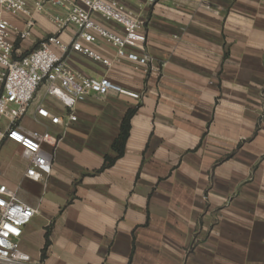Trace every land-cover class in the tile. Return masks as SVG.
Listing matches in <instances>:
<instances>
[{"label": "crops", "instance_id": "0c3cea01", "mask_svg": "<svg viewBox=\"0 0 264 264\" xmlns=\"http://www.w3.org/2000/svg\"><path fill=\"white\" fill-rule=\"evenodd\" d=\"M117 1L144 26L150 62L107 68L71 53L67 63L140 97L90 95L70 122L58 101L36 95L32 128L19 126L55 142L43 146L48 177L25 179L22 163L8 180L35 210L20 249L32 264H264V0ZM44 8L28 37L13 36L18 53L56 32L50 16L62 11ZM19 17L7 16L23 29ZM94 50L114 60L108 45ZM40 101L63 122L39 118Z\"/></svg>", "mask_w": 264, "mask_h": 264}, {"label": "built area", "instance_id": "2783aa9c", "mask_svg": "<svg viewBox=\"0 0 264 264\" xmlns=\"http://www.w3.org/2000/svg\"><path fill=\"white\" fill-rule=\"evenodd\" d=\"M45 5L62 11L50 16L56 32L44 36L26 53H18L13 36L20 41L28 37L35 26L33 14L45 13ZM9 15L23 17L24 28L13 27ZM102 22L112 23L116 29ZM70 27L74 31L64 43L60 35ZM102 44L114 51L113 61L94 50ZM71 53L107 68L121 60L145 66L151 59L144 26L117 0H34L32 11L26 8L25 0H0V118L7 116V125L0 130V144L10 142L20 147L27 180L42 181L52 167L51 155L43 146L52 147L55 139L48 131H28L19 126L40 91L42 100L54 99L67 109L70 122L75 120V106L90 95L113 92L136 100L140 97L105 76L74 71L67 63ZM35 113L51 124L63 122L42 101L36 104ZM34 214V208L19 199L16 189L0 183V264H32L20 249L19 240Z\"/></svg>", "mask_w": 264, "mask_h": 264}, {"label": "rangeland", "instance_id": "374dc122", "mask_svg": "<svg viewBox=\"0 0 264 264\" xmlns=\"http://www.w3.org/2000/svg\"><path fill=\"white\" fill-rule=\"evenodd\" d=\"M25 1H26V8H28L29 10L33 9L34 0H25ZM19 18H22V17H19ZM20 123L22 125L26 124L27 127H31V128L33 126L32 123L28 121L27 115H25L22 118ZM6 125H7V116L1 117L0 118V130H3L6 127ZM8 148H10V145H5V143L0 144V183H4L9 188H11L10 185L8 184V180L10 179V174L12 172V169L15 167H18L23 162L20 158L21 150L15 147L16 152H18L16 154Z\"/></svg>", "mask_w": 264, "mask_h": 264}, {"label": "trees", "instance_id": "16d2710c", "mask_svg": "<svg viewBox=\"0 0 264 264\" xmlns=\"http://www.w3.org/2000/svg\"><path fill=\"white\" fill-rule=\"evenodd\" d=\"M132 113H133V111L126 113V115L122 121V124H121L120 134L111 146L112 151H114L117 155H121L122 149H123L125 142L127 140L128 133H129V120H130ZM111 163H112V161H108V164H104L103 168L110 165ZM47 244H48V239L46 238V246H47ZM43 256H44V252L42 253V258H43Z\"/></svg>", "mask_w": 264, "mask_h": 264}]
</instances>
